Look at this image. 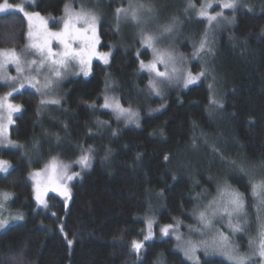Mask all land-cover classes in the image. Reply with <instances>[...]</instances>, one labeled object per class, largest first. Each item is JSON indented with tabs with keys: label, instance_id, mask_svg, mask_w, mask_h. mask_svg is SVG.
Wrapping results in <instances>:
<instances>
[{
	"label": "trees",
	"instance_id": "1",
	"mask_svg": "<svg viewBox=\"0 0 264 264\" xmlns=\"http://www.w3.org/2000/svg\"><path fill=\"white\" fill-rule=\"evenodd\" d=\"M141 2L154 5L164 24L179 17L165 36L166 49L183 57L193 74L206 70V78L187 88L182 82L159 84L162 94L155 95L150 73L140 67L151 60V50L135 39L134 29L123 34L122 27L138 25L118 23L115 15L128 0H96L92 7L105 13L98 18L99 48L111 53L108 63L95 60L89 76L61 80L58 105L42 104V95L28 88L11 96L22 110L9 125L12 144L0 146V159L12 165L0 173V192L11 193L7 205L22 219L0 232V264H194L160 228L177 222L183 231L200 227V212L225 182L244 194L245 210L257 218L261 206L248 178L228 162L247 158L253 182L264 179V170L254 166L264 159V0H240L235 12L223 10L235 20L212 28L194 10L185 12L188 0ZM202 2L193 0L197 8ZM66 4L74 12L88 6L85 0H35L30 10L60 27ZM27 32L22 13L0 14V48H24ZM206 32L212 51L194 57L193 45ZM8 91L0 82V94ZM105 96L136 111L139 126L103 108ZM213 98L217 104L210 103ZM89 148L90 167L81 169L76 161ZM53 157L79 176L67 182L71 199L49 191L44 207L29 174H43ZM148 220L153 237L137 255L131 242L143 241ZM199 264L230 262L210 256Z\"/></svg>",
	"mask_w": 264,
	"mask_h": 264
},
{
	"label": "snow or ice",
	"instance_id": "2",
	"mask_svg": "<svg viewBox=\"0 0 264 264\" xmlns=\"http://www.w3.org/2000/svg\"><path fill=\"white\" fill-rule=\"evenodd\" d=\"M25 2L28 3L30 0H25ZM217 3L221 11L212 14L209 11L213 7L211 0H204V3L199 8L196 7L193 0H188L185 12H188L189 9L194 10L198 17L207 21L209 28H212L214 24H218L221 20H225L229 23L233 22L235 16L229 19L224 16L223 10L230 9L235 12L240 4V0H217ZM8 11H18L27 18L28 44L25 46V51L31 52L36 57V59L22 61L21 54L17 53L14 48H0V70H5L7 65L12 64L15 66L16 72L22 77V79L18 81L19 88L15 87V83L10 85L13 91L19 92L25 87L26 82L30 87L46 95L49 91H53L55 86L65 77L69 67L78 65L80 72L87 76L90 73L91 61L93 58L102 60L105 64L108 63L111 53H99L97 51V46L100 43L97 31L98 16L93 11L81 7L79 12H74L71 10V6L66 4L64 9L65 16L61 20L63 27L59 31L50 30L47 27V21L40 17L38 12H28L23 5L14 6L8 3L7 0H4L3 3H0V13ZM156 14L157 10L153 5L143 3L141 0H128L127 8H117L115 12L118 23L123 19L124 21H131L138 26L146 24L148 19H154ZM34 20L38 21V23L34 24ZM178 20L179 17L173 16L169 23L160 25L157 32H147L144 27H140L142 45L151 48L153 52V60L147 64L140 61V67L142 70H147L150 74H154L149 79L148 86L157 96L162 94L159 84L182 82L184 87L187 88L189 85H194L199 82L202 77L206 78V70H201L199 73L193 74L190 70L176 67L177 60L179 59L182 62L183 57L177 58L172 50L160 49L156 46L161 37L173 33ZM54 43L58 46L59 50L53 48ZM193 48L194 57H199L200 54L205 51H212L209 46L207 32L204 38L199 42V45H193ZM137 56H139V52H137ZM158 65H163L165 70L161 71ZM170 65L171 68L169 70ZM25 66H27L28 75L24 74ZM33 72L37 75H31ZM44 73L47 74L44 75ZM40 75H43V83L37 78ZM0 80H4L5 83L8 81L17 82L16 77H9L6 73L0 75ZM208 87L212 90L211 84H209ZM13 91H9L6 96L0 97V112H3L5 108L7 110V123L4 122L5 117L0 115V143H4L8 137V126L14 122L12 118L13 113L22 110L20 105L5 103L8 97L13 95ZM41 103L58 105L60 101L59 99H52L50 101L42 99ZM210 103L217 104L218 102L213 98L210 99ZM94 106L95 105H92V107ZM102 107L111 109L117 115V119L123 116L128 122H135L137 126H139V114L131 107H123L118 99L105 96ZM98 123L104 122L98 121ZM7 142L12 144L11 140ZM13 146L19 147V145L14 144ZM213 150L216 151V149ZM221 158L224 159L223 157ZM164 159L167 160L168 157L165 156ZM90 160L91 149L89 148L83 151L76 163L80 165L81 169H85L90 167ZM228 163L230 167L243 173L248 178L252 197L258 201L261 207H264V179L253 182L249 168L247 167L251 162L248 161L247 158H243L239 162L233 160ZM254 166L264 170V159H262L258 165ZM11 167L8 161L0 160V172L8 173ZM29 176L31 180L35 182L34 192L36 201L39 205L47 207V203L43 197L48 191L59 193L60 196L64 197L65 202L71 199V193L67 186V182L79 176V173L73 172L69 174V166L59 162L57 158L53 157L49 164L46 165L43 176L41 172L30 173ZM218 192V198L208 205V208L212 209L211 216L215 217L217 214L226 216L228 227L233 233L244 231V228L239 223V216L245 209L244 194L227 182L222 186H218ZM10 198L11 193L0 192V200L7 201ZM3 207L4 204L0 203V208ZM257 211V236L249 237V247L254 248V255L259 257V262L253 259V256L239 254L237 246L231 243L229 237L219 232L210 244H204L205 252H219L230 261V264H264V217L259 215V207ZM15 219H22V217L17 216ZM199 219L205 229L213 227L212 219L206 216L205 212H200ZM153 223L152 220L147 221V233L144 235L143 241L133 240L131 242V249L137 255H139L144 248V241L152 239ZM178 224L179 222H177L176 226L172 224L165 225L160 228V232L163 236H168L170 231L175 233ZM5 225H7V221L0 219V229H3ZM62 230L63 226L61 225V231ZM175 239L178 242L182 241V237L179 234L175 236ZM186 243L187 247L183 248L185 256L192 259L194 264H199V258L195 256L197 245L192 244L191 241H187ZM68 244L71 246L72 241L69 240Z\"/></svg>",
	"mask_w": 264,
	"mask_h": 264
},
{
	"label": "rangeland",
	"instance_id": "3",
	"mask_svg": "<svg viewBox=\"0 0 264 264\" xmlns=\"http://www.w3.org/2000/svg\"><path fill=\"white\" fill-rule=\"evenodd\" d=\"M7 2L12 4V5H14V6L15 5H23L25 7V10L28 11V12H32L30 9L33 8L34 4H35V0H30V2H28V3H26L25 0H7ZM211 2L213 4V7L209 11L213 14L215 9L217 7H219V6H218V3H217V0H211ZM85 3H86V5H88L87 9H89V7L91 6L90 10L93 11L94 13H96V15L98 16L99 19L101 18V16L105 15L104 11L99 6L92 7L93 4H95V6L97 5L96 4V0H93V1L92 0H85ZM203 3H204V0H203L202 4ZM146 4H151V3H146ZM155 9H156V7H155ZM8 12H18V11H8ZM0 14H3V13H0ZM40 17H42V16H40ZM43 19L45 20V18H43ZM33 23L36 24V23H38V21L34 20ZM119 23H121V24L127 23V25H131V23H133V22L124 21L123 19H121L119 21ZM162 24H164V23L161 22V20L158 18V15L156 14V17L154 19H148V22L146 24L140 25L138 27H122V31H123V34H125V32L128 29L131 30V28H132V31L135 30L134 31L135 39H137V40L140 39L141 40V38H140V27H144V29L147 32H157L159 26L162 25ZM47 27L50 30H52V31H59V30H61L63 25H62V23H61L60 27H57L55 25H49V21H47ZM97 31H98V35H99V22L97 23ZM132 34H133V32L131 33V35ZM99 40H100V43L97 46V51L99 53H109L107 51L100 50V48H99L100 44H101L100 36H99ZM27 44H28V39H27ZM158 45H161V49H166L167 41H166L165 36L160 38V40L157 42L156 46H158ZM53 48L59 50L58 46L55 43L53 44ZM14 49L16 50L17 53L21 54L22 61L36 59V57L31 52H26L25 51V47L22 48V49H16V48H14ZM149 49L152 52V49L151 48H149ZM95 60H99V59L93 58L92 61H91V66H92V63ZM152 60H153V52H152V58H151V60L149 62H151ZM99 61L103 62L102 60H99ZM145 64H147V63H145ZM176 67L181 68V69H186V67L184 65H182V62L180 60H177ZM158 68L161 71L165 70L163 65H158ZM170 68H171V65L169 66V70H170ZM4 73H6V75L9 76V77H16L17 78V82L8 81L7 83H5L4 80H0V82L4 83L5 85H7L9 87V91H13V88L10 86L13 83H15V87L16 88H19V82L18 81L20 79H22V77L16 72L15 66L12 65V64L7 65L5 70H0V75H2ZM24 74L25 75L29 74L28 71H27V66H25V73ZM46 74L47 73H44V75H46ZM78 74H83L82 72H80L78 65H76L74 67H69L67 74L65 75V77L62 80H64L65 78H68V77H70L72 75H78ZM90 74H91V70H90L89 75ZM31 75H37V74L33 72V73H31ZM89 75H87V76H89ZM150 75L152 77L154 74H150ZM37 78L41 80V83H43V75H40ZM38 87H39V85H38ZM59 87H60V84L55 86L54 90L53 91H49L46 95L42 94L41 92H39V93L42 95L43 100L50 101L52 99H55L54 95L58 94ZM24 88H28V89H32V90L37 91L35 88L30 87L26 82H25V87ZM6 95H7V93L0 94V97L6 96ZM5 103L16 104V103H14L12 101L11 97H8V100ZM0 115H3L5 117L4 122L7 123V120H6L7 110H6V108L3 110V112H0ZM8 130H9V126H8ZM8 140H9V136L4 141V143H0V146H8L9 145V143L7 142ZM0 160H2V159H0ZM0 173H3V172H0ZM42 176H43V174H42ZM34 186H35V182H34ZM8 200L7 201L0 200V203L4 204V207L0 208V219L6 220L8 223H10L11 220L14 219L16 215H15V213L12 212L13 211L12 208H10L7 205L8 204ZM257 209L258 208H256V212L258 214ZM211 213H212V209H210V208H208V210L205 211L206 216H208V217H210L212 219L213 227L210 228V229H205L204 225L202 224V222L199 219L200 227L189 226L186 231H183L178 226L176 228L175 233L170 231L169 234L172 235V237H174V238H175V236L177 234L181 235L182 241L178 242L175 239L177 241V244L179 245V248L183 251V248L187 247V243H186L187 241H191L192 244L197 245V251L195 252V256L199 258V263L201 262V259L203 257L217 256V257H221V258L226 259V257L224 255H221L219 252L213 253L212 251H208L206 253L205 250H204V244L205 243H209L210 244L212 242L213 238L216 237L218 232H219V233H223L224 235L229 237L231 243L233 245L237 246V250H238L239 254L253 256V259H255V260H257L259 262V257L254 255V248H250L249 247V237H256L257 236V231H258V222L256 221L257 218L255 219L254 218L255 216L252 215L251 212H249L248 210L244 209V212L239 216V223L244 228V231L233 233L231 231V229L228 227V221H227V217L226 216H221L220 214H217L215 217H212ZM259 215L261 217H264V207H260ZM234 222H235V219H234ZM250 223H253V226H252L253 230H248V228L250 226ZM6 228H7V226L5 225V227L3 229H0V232L3 231ZM185 257L189 261L194 263V261L192 259H189L187 256H185ZM226 260H228V259H226Z\"/></svg>",
	"mask_w": 264,
	"mask_h": 264
}]
</instances>
